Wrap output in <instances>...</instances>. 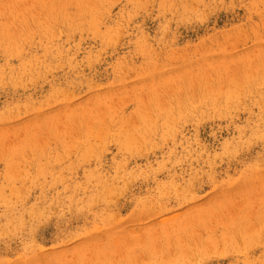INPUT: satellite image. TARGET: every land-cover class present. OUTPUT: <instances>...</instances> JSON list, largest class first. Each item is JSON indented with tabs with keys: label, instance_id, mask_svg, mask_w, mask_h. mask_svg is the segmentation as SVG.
Wrapping results in <instances>:
<instances>
[{
	"label": "rangeland",
	"instance_id": "rangeland-1",
	"mask_svg": "<svg viewBox=\"0 0 264 264\" xmlns=\"http://www.w3.org/2000/svg\"><path fill=\"white\" fill-rule=\"evenodd\" d=\"M0 264H264V0H0Z\"/></svg>",
	"mask_w": 264,
	"mask_h": 264
},
{
	"label": "bare ground",
	"instance_id": "bare-ground-1",
	"mask_svg": "<svg viewBox=\"0 0 264 264\" xmlns=\"http://www.w3.org/2000/svg\"><path fill=\"white\" fill-rule=\"evenodd\" d=\"M181 6H182L183 8H186L188 5H187L186 2H182V3H181Z\"/></svg>",
	"mask_w": 264,
	"mask_h": 264
}]
</instances>
